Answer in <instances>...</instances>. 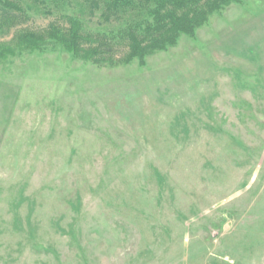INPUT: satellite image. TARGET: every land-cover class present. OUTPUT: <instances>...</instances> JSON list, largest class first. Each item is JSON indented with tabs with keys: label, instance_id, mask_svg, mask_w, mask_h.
<instances>
[{
	"label": "rangeland",
	"instance_id": "rangeland-1",
	"mask_svg": "<svg viewBox=\"0 0 264 264\" xmlns=\"http://www.w3.org/2000/svg\"><path fill=\"white\" fill-rule=\"evenodd\" d=\"M21 1L0 19V264H264V0L116 65L54 40L2 55L69 16L107 29L85 0Z\"/></svg>",
	"mask_w": 264,
	"mask_h": 264
},
{
	"label": "trees",
	"instance_id": "trees-1",
	"mask_svg": "<svg viewBox=\"0 0 264 264\" xmlns=\"http://www.w3.org/2000/svg\"><path fill=\"white\" fill-rule=\"evenodd\" d=\"M85 1L90 3L92 16L100 11L98 24L106 30L89 31L80 18L69 16L65 25L19 30L14 44L1 46L2 55L17 49H42L54 40L75 56L95 64H128L135 59L144 63L148 55L175 45L183 34L193 35L211 15L233 0ZM20 2L0 0V19L4 23L12 21L14 10H22Z\"/></svg>",
	"mask_w": 264,
	"mask_h": 264
}]
</instances>
